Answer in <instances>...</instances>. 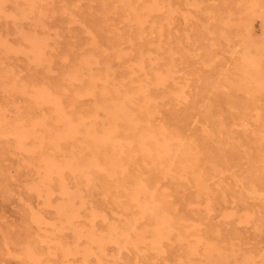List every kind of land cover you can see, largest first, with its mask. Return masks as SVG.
Masks as SVG:
<instances>
[{
	"label": "rangeland",
	"instance_id": "rangeland-1",
	"mask_svg": "<svg viewBox=\"0 0 264 264\" xmlns=\"http://www.w3.org/2000/svg\"><path fill=\"white\" fill-rule=\"evenodd\" d=\"M0 6L1 126L15 122L32 130L26 139L37 141L19 144L0 126V264H32L23 254L30 242L45 264H264V90L248 91L235 67L250 50L264 67V0H3ZM33 35L44 43L40 56L32 50ZM139 86L147 106L128 105L141 127L177 132L190 151L182 167L177 159L168 166L139 154L127 140L130 125L106 120L113 101ZM39 87L56 103L32 99ZM58 111L73 122L80 118L74 124L81 133L68 142L54 137L65 125ZM108 125L123 144L125 169L109 179L104 167L85 181L81 165L66 159L91 153L93 131L101 135ZM86 131L90 138L80 142ZM53 141H63L56 146L65 152L76 149V156L67 152L74 159ZM47 157L69 167L63 163L57 177L62 169H46ZM133 179L152 185L169 206L174 228L160 232L140 217L125 195ZM65 187L77 196L72 223L58 212L74 197ZM132 219L139 225L128 244L116 242L111 227L125 228ZM89 232L102 240L91 242Z\"/></svg>",
	"mask_w": 264,
	"mask_h": 264
},
{
	"label": "bare ground",
	"instance_id": "bare-ground-1",
	"mask_svg": "<svg viewBox=\"0 0 264 264\" xmlns=\"http://www.w3.org/2000/svg\"><path fill=\"white\" fill-rule=\"evenodd\" d=\"M35 1V0H34ZM2 2H3V0H0V3L2 4ZM79 2V1H78ZM106 2V1H105ZM113 2H115V1H113ZM160 3V2H159ZM30 5V6H29ZM105 5V4H104ZM103 5V6H104ZM21 6V5H20ZM28 6L29 7H32L33 6V4H28ZM122 6V5H121ZM127 6V5H126ZM1 7V6H0ZM124 7V6H123ZM64 9V8H63ZM114 9H115V6H114ZM127 9L129 10V8L127 7ZM30 10V9H29ZM93 10V9H92ZM150 10H152V9H150ZM36 13V12H35ZM16 14V13H15ZM116 14V13H115ZM41 15V14H40ZM16 16V15H15ZM39 18V17H38ZM41 18V17H40ZM118 18V17H117ZM123 18V17H122ZM112 19V18H111ZM42 20V19H41ZM134 22H135V20H134ZM13 24V23H12ZM82 24V23H81ZM14 25V24H13ZM43 26V25H42ZM113 26V25H112ZM141 26V25H140ZM28 27V26H27ZM47 27V26H46ZM45 27V28H46ZM7 28V27H6ZM42 28V27H41ZM19 30H20V28H19ZM18 30V31H19ZM161 30V29H160ZM48 31V30H47ZM25 32V31H24ZM45 33V32H44ZM17 34V33H16ZM45 35V34H44ZM2 36V35H1ZM35 35H33V37L32 38H30V41H31V43H32V46H33V49L32 50H34L35 51V53L37 54V55H39L40 56V54H41V52L44 50V48H43V46H42V44H44V43H40V42H42V40H41V38H37V36H35ZM6 37V36H5ZM4 37V38H5ZM43 37V36H42ZM2 38V37H1ZM47 39V38H46ZM40 42H39V41ZM9 42V41H8ZM2 43V42H1ZM10 43V42H9ZM47 44V43H46ZM167 45V44H166ZM253 45V44H252ZM238 46V45H237ZM246 46V45H245ZM5 47V46H4ZM243 47H244V45H243ZM242 47V49L243 50H245L244 48ZM7 48H9V47H7ZM20 48V47H19ZM248 48H250V46L248 45ZM6 49V48H5ZM257 50V49H256ZM8 51V50H7ZM252 50H250L249 52H245L244 53V55H243V53H242V58L240 57V59H239V61L237 62V64L235 65V67L237 66V69H238V71H239V73H240V80H241V82L245 85V87L247 88V90L248 91H250V92H254V91H258L257 93H260V90L262 91V90H264V67H260V66H262V65H260L259 64V61L257 60V59H255V57H253V55L250 53ZM17 52V51H16ZM238 52V51H237ZM32 53V52H31ZM85 53V52H84ZM253 53V52H252ZM90 54V53H89ZM238 54V53H237ZM256 54H257V52H256ZM82 56V55H81ZM80 56V57H81ZM89 56V55H88ZM239 56V55H238ZM237 56V57H238ZM43 57V56H42ZM83 57H85V55H83ZM94 57V56H93ZM96 57V56H95ZM6 58V57H5ZM33 58V57H32ZM92 58V57H91ZM78 59V58H77ZM90 59V58H89ZM88 59V60H89ZM237 59V58H236ZM4 60V59H3ZM43 60V59H42ZM47 60V59H46ZM98 60V59H97ZM6 61V60H5ZM93 61V60H92ZM179 61V60H178ZM41 62V61H40ZM83 62V61H82ZM96 62V61H95ZM90 63H92V62H90ZM34 64H36V63H34ZM34 64H33V66H34ZM41 64V63H40ZM27 65V64H26ZM44 65V64H43ZM96 65V64H95ZM99 65H101V64H99ZM79 66V65H78ZM11 67V66H10ZM46 67V66H45ZM114 67V66H113ZM74 68V67H73ZM105 68V67H104ZM234 68V67H233ZM68 69V68H67ZM114 69V68H113ZM235 69V68H234ZM236 69V70H237ZM19 71V70H18ZM3 72V71H2ZM8 72V71H7ZM12 72V71H11ZM71 72V71H70ZM181 72V71H180ZM66 73V72H65ZM1 74V73H0ZM9 74V73H8ZM13 74V73H12ZM17 74H18V72H17ZM89 74H90V72H89ZM91 74H93V73H91ZM96 74V73H95ZM94 74V75H95ZM102 74V73H101ZM134 74V73H133ZM6 75V74H5ZM14 75V74H13ZM19 75V74H18ZM79 75H81V74H79ZM2 76V75H1ZM78 76V75H77ZM85 76V75H84ZM89 76V75H88ZM129 76L131 77V74H129ZM239 76V75H238ZM5 77H7V76H5ZM4 77V78H5ZM16 77V76H15ZM80 77V76H79ZM8 78V77H7ZM13 78V77H12ZM103 78V77H102ZM146 78V77H145ZM14 79V78H13ZM16 79H18V78H16ZM47 79V78H46ZM76 79V78H75ZM79 79V78H78ZM82 79V78H81ZM94 79V78H93ZM113 79V78H112ZM140 79V78H139ZM3 80V79H2ZM8 80H9V78H8ZM24 80V79H23ZM18 81V80H17ZM20 81V80H19ZM60 81V80H59ZM123 81V80H122ZM152 81V80H151ZM187 81V80H186ZM7 82V81H6ZM106 82V81H105ZM137 81H135V83H136ZM153 82V81H152ZM233 82V81H232ZM240 82V81H239ZM2 83V82H1ZM13 83V82H12ZM23 83V82H22ZM71 83H72V81H71ZM120 83H122V82H120ZM125 83V82H124ZM241 83V84H242ZM14 84V83H13ZM163 84V83H162ZM7 85V84H6ZM39 85H40V83H39ZM140 85V84H139ZM144 85H147V84H144ZM239 85H240V83H239ZM15 86V85H14ZM38 86V85H37ZM42 86V85H41ZM44 86V85H43ZM67 86V85H66ZM122 86H124V85H122ZM242 86V85H241ZM7 87V86H6ZM10 87V86H9ZM29 87V86H28ZM46 87V86H45ZM64 87V86H63ZM74 87V86H73ZM124 87H126V86H124ZM144 87V86H143ZM225 86H223V88H224ZM237 87H238V85H237ZM11 88V87H10ZM13 88V87H12ZM20 88V87H19ZM18 88V89H19ZM43 88V87H42ZM61 88V87H60ZM88 88V87H87ZM15 89H16V87H15ZM39 89H41L40 87H39ZM101 89V88H100ZM119 89V88H118ZM134 89V88H133ZM188 89H189V87H188ZM10 90V89H9ZM48 90V89H47ZM47 90H37V91H35V94H34V96H32V99H33V97L36 99L37 98V100H40V101H47V102H54V103H56V101H55V99H54V97L51 95V93L50 92H48ZM82 90V89H81ZM84 90H85V87H84ZM97 90H98V88H97ZM103 90V89H102ZM17 91V90H16ZM34 91V90H33ZM33 91H32V93H33ZM31 92V91H30ZM90 92V91H89ZM123 92V91H122ZM262 92H264V91H262ZM15 93V92H14ZM56 93V92H55ZM255 93V92H254ZM256 93V94H257ZM16 94H18V93H16ZM20 94V93H19ZM22 94V93H21ZM26 94V93H25ZM150 94V93H149ZM261 94V93H260ZM1 95V94H0ZM55 95V94H54ZM58 95H59V93H58ZM250 95V94H249ZM57 96V95H56ZM110 96V95H109ZM166 96V95H165ZM112 97V96H111ZM122 100H119V99H117V100H114L113 101V103H112V105L110 106V109L111 110H109V107L106 109L107 111L109 110V113H110V116H108V119H106V120H110L111 119V121H109V122H111L112 123V121L114 122L116 119H118V118H121V120L123 119V121L122 122H124V120H125V122L126 123H128L129 125H130V130L129 129H127L129 132H128V134H127V140L129 141V143H131V142H135V144H136V146H137V148L139 149V154H141V153H145V154H149L150 156H152V158H153V161H159V162H161L162 160H164L165 162L164 163H166L168 166H171L173 163H174V161L177 159V161H178V163H179V165L181 164V167H182V165H185L186 163H187V161L190 159V157H189V152L190 151H188V147H187V145L185 144V142H183L181 139H179V138H177V137H179V136H177V132H176V135L175 136H177V137H175L174 135H168L165 131H164V129H162V127H158V128H155V127H151V123L150 124H148V125H144V127L142 126H140L141 124H139V117L136 115V114H134V112H133V109H131V107L128 105V103H130L131 104V102H133L132 104H134V103H136L135 105H137L138 106V109L139 108H141V107H143V106H147V104H148V101H149V99H148V101H147V94H146V91L144 90V88H142V87H140L139 86V89L138 90H132V91H127V92H125V93H123L122 94ZM253 97V96H252ZM58 98V97H57ZM113 98V97H112ZM152 98V97H151ZM254 98V97H253ZM31 99V98H30ZM110 99V98H109ZM254 99H252L251 101H253ZM259 100V99H258ZM36 101V100H35ZM153 101V100H152ZM184 101V100H183ZM255 101V100H254ZM256 101H257V99H256ZM262 101V100H261ZM39 102V101H38ZM33 103V102H32ZM58 103V102H57ZM253 103V102H252ZM251 103V104H252ZM259 103V102H258ZM255 103H253V105H254ZM104 105V104H103ZM134 105V106H135ZM176 105V104H175ZM259 105V104H258ZM262 105V104H261ZM4 106V105H3ZM107 106H109V105H107ZM106 106V107H107ZM149 106V105H148ZM186 106V105H185ZM245 106V105H244ZM262 106H264V105H262ZM130 107V108H129ZM251 107H252V105H251ZM259 108H260V106H259ZM141 109H145V108H141ZM193 109V108H192ZM256 109V108H255ZM262 109H264V108H262ZM261 109V110H262ZM140 110V109H139ZM148 111V110H147ZM169 111V110H168ZM245 111V110H244ZM247 111H249V109L247 110ZM255 111V110H254ZM59 112V111H58ZM68 112H70V111H68ZM140 112V111H139ZM60 114H61V112H59ZM58 113V114H59ZM66 113V112H65ZM105 113V112H104ZM107 113V112H106ZM105 113V114H106ZM136 113V112H135ZM257 113V112H256ZM47 114H48V112H47ZM59 114V115H60ZM142 114V113H141ZM153 114V113H152ZM65 115H67V114H65ZM107 115H108V113H107ZM145 115V114H144ZM261 115V114H260ZM51 116V115H50ZM84 116V115H83ZM142 116H143V114H142ZM146 116H148V114L146 115ZM256 116V115H255ZM56 117H60V119L65 123V125H63V131L62 130H60V132H62V134L61 133H59V131H57L56 133V135H54V137L56 138V139H63L62 137H63V135H64V137H65V139L64 140H66V137H68L67 139H70L71 137V135L70 134H72V133H74L75 132V134H76V132H79V133H81V131H78V129L80 130V126H79V128L77 127L76 128V125L79 123L78 122V120L80 119H78V120H76V119H74V120H76L77 121V124H74V122L76 123V121H74L73 122V120L71 119V118H68L67 116H62V114L60 115V116H58V115H56ZM84 117H86V116H84ZM101 117H102V115H101ZM109 117H111V118H109ZM53 118V117H52ZM82 118V117H81ZM71 119V120H70ZM145 119H147V122H148V118H145ZM143 120V121H145L144 123L146 124V120ZM11 120V119H10ZM57 120H59V119H57ZM60 120V121H61ZM119 120V119H118ZM246 120V119H245ZM2 120L0 119V122H1ZM17 121V120H16ZM72 121V122H71ZM142 121V120H141ZM219 121V120H218ZM231 121V120H230ZM262 121H264V120H262ZM8 122V121H7ZM20 122V121H19ZM81 122V121H80ZM83 122V121H82ZM91 122V121H90ZM116 122V121H115ZM244 122V121H243ZM9 123V125H7V127L6 126H1L2 125V122H1V124H0V126H1V128L2 129H5V127L7 128V129H10L11 131H12V133H14L17 137H18V140H19V144H23V143H25L26 144V142H23V140H25L26 138L25 137H28V135H29V133L28 132H31L32 130H29V129H27V130H29V131H27V132H25L24 130H23V126L22 125H19V124H17V123H15V122H8ZM34 123V122H33ZM110 123V126H112L113 125V123L111 124ZM249 123V122H248ZM21 124V123H20ZM30 124V123H29ZM74 124V125H73ZM95 124V123H94ZM107 124H109L108 123V121H107ZM127 124V125H128ZM161 124V123H160ZM203 124V123H202ZM36 125V124H35ZM58 125V124H57ZM85 125V124H84ZM115 125V124H114ZM241 125H243V124H241ZM245 125V124H244ZM247 125V124H246ZM245 125V126H246ZM109 126V125H108ZM108 126H106V128L107 129H104V131H103V133L100 135V133H95V131H93V133H92V135H99V136H95V137H92V138H90V136L87 138V136L89 135V132H85L84 133V136H86V138L85 137H83L84 139L83 140H80V142H82V141H85L86 139L88 140L89 138H90V140H91V143H87V144H89V145H87L89 148H90V151H89V149H87L89 152H91V153H88L87 152V150H86V153H88V154H86V153H82V155L83 154H86V157H82L81 158V156H79L78 155V157L77 158H81V160H79L78 159V161H77V159H74V157H72V156H70V154L72 153V152H74V151H76V145L75 146H73V148L75 149L74 151H72V150H70L69 151V148L68 147H66V148H68V149H66V150H68V151H66L65 152V147L62 149V148H59L58 146H60V143L61 144H63V141H59L60 143H58L57 144V142H56V144L58 145V146H56V144H55V138H54V140L55 141H53L54 142V147H56L57 149L59 148V152L61 153L63 150V153L62 154H64V153H66V154H64L65 156H70V157H72V159H74V160H68V158L65 160L64 158H65V156L64 155H60V153H59V156H61V157H64L63 159L66 161V163H67V165H70L72 162H74L75 160H76V163L78 162L80 165H81V167H78V169L80 168L81 170H80V172L79 173H81V171L83 170V172H82V174H84L85 175V181H86V179L87 178H89L90 177V175H93L94 174V171L96 170V172L99 170V169H101V168H106V170L108 169V171H107V174L106 173H101L102 175H106L105 177L106 178H108L109 177V179H110V177L111 176H114L116 173H117V171L119 170V171H121V170H124L125 168V166H126V164H123V162H124V160H123V158H122V151H123V149L122 148H124L123 147V144H122V142H121V144H119V141H118V136H117V134H116V132H115V130H113V127H110L109 126V128H108ZM146 126V127H145ZM23 127V128H22ZM48 127V126H47ZM138 127H140V129L138 130L137 128ZM62 128V127H61ZM64 128H65V130H64ZM87 128V127H86ZM85 128V129H86ZM111 128V129H110ZM167 128H168V125H167ZM76 129H77V131H76ZM95 129V128H94ZM1 130V129H0ZM6 131V130H5ZM65 131V132H64ZM169 131H170V129H169ZM226 131V130H225ZM244 131V130H243ZM32 133V132H31ZM36 133V132H35ZM64 133V134H63ZM86 133H88V134H86ZM91 133V132H90ZM34 134V133H33ZM180 133H178V135H179ZM258 134V133H257ZM31 135V134H30ZM193 135V134H192ZM31 136H33V137H35L36 138V136H34V135H31ZM61 136V137H60ZM77 136V135H76ZM121 136V135H120ZM126 136V135H125ZM32 137V138H33ZM82 137V136H81ZM124 137V136H123ZM259 137V136H258ZM31 137L30 138H27V139H31L32 141H33V139H35V138H33L32 139ZM38 138H39V136H38ZM77 138V137H76ZM126 138V137H125ZM125 138H123V139H125ZM26 139V140H27ZM77 139H79V136H78V138ZM82 139V138H81ZM262 139V138H261ZM260 139V140H261ZM89 140V141H90ZM254 140V139H253ZM73 141V140H72ZM34 143H36L35 141H33ZM66 142H68L67 140H66ZM77 142V141H76ZM75 142V143H76ZM87 142V141H86ZM126 142V141H125ZM187 142V141H186ZM189 142V141H188ZM252 142V141H251ZM78 143V142H77ZM242 143V142H241ZM48 144V143H47ZM81 144V143H80ZM64 145V144H63ZM83 145L85 146L86 144L85 143H83ZM224 145V144H223ZM72 146V145H71ZM87 146H86V148H87ZM127 146H128V144H127ZM33 147V146H32ZM63 147V146H62ZM131 147H133V145L131 146ZM22 148V147H21ZM55 148V149H56ZM78 148H79V145H78ZM78 148H77V150H78ZM62 149V150H61ZM80 149V148H79ZM85 151V148H82V150L80 149L79 151ZM35 151V150H34ZM72 151V152H71ZM127 151V150H126ZM129 151H131V150H129ZM128 151V152H129ZM133 151H135L134 149H133ZM132 151V153H134ZM67 152H71L69 155H67ZM78 152V151H77ZM122 152V153H121ZM128 152H127V154H128ZM138 152V151H137ZM141 152V153H140ZM130 153V152H129ZM77 154V153H76ZM76 154H75V152H74V154L73 155H75L76 156ZM78 154H79V152H78ZM43 156V155H42ZM45 156V155H44ZM83 156H85V155H83ZM33 157V156H32ZM51 157V156H50ZM49 157V158H50ZM61 157H59V158H55V159H60V160H63V159H61ZM69 157V159H71ZM131 157V156H130ZM192 157V156H191ZM42 158H44V157H42ZM41 158V159H42ZM53 158V157H52ZM126 158H127V156H126ZM152 158H150L151 160H152ZM149 159V158H148ZM192 159V158H191ZM40 160V159H39ZM65 161H60V162H62V165H64L65 164ZM194 161V160H193ZM192 161V162H193ZM145 162V161H144ZM40 163H42L41 161H40ZM64 163V164H63ZM77 163V164H78ZM44 164V163H43ZM147 164H149V162L147 163ZM58 165H60V163L58 162V163H56L55 161H53V160H49L48 159V157H47V160H46V169H47V167L51 170V169H55V170H53V172L54 171H56V169H58L59 167H61V166H58ZM66 165V164H65ZM66 165V167H69V166H67ZM82 167H83V169H82ZM61 169H62V167H61ZM69 169L70 168H67V171H69ZM72 170H71V172L70 173H72L73 171H76V168L75 169H73V167L71 168ZM168 169V168H167ZM180 169H182V168H180ZM202 169V168H201ZM183 170V169H182ZM45 171V170H44ZM58 171V170H57ZM60 171V170H59ZM59 171H58V174H59ZM62 171H64L63 169L60 171V174L58 175L57 174V177H59L60 175H62L61 174V172ZM101 171H104L103 169H101ZM195 171V170H194ZM48 172V171H47ZM137 172V171H136ZM55 173V172H54ZM53 173V174H54ZM76 173V172H75ZM74 173V174H75ZM131 173V172H130ZM183 173V172H182ZM194 173V172H193ZM41 174V173H40ZM48 174V173H47ZM52 174V175H53ZM73 173H72V175H74ZM81 174V175H82ZM126 174V173H125ZM132 174V173H131ZM146 174V173H145ZM55 175V174H54ZM80 175V174H79ZM80 175V176H81ZM163 175V174H162ZM218 175V174H217ZM65 176V175H64ZM77 176H78V172H77ZM83 176V175H82ZM137 176V175H136ZM52 177V176H51ZM72 177V176H71ZM95 177H96V175H95ZM94 177V178H95ZM132 177V176H131ZM139 177H140V175H139ZM138 177V178H139ZM192 177V176H191ZM46 178H48V177H46ZM61 178V177H60ZM65 178H67V177H65ZM93 178V179H94ZM98 177H96V179H97ZM210 178V177H209ZM225 178V177H224ZM62 179V178H61ZM60 179V181H62ZM73 179H74V177H73ZM81 179H83V177L81 178ZM91 180V181H94V180ZM188 179V178H187ZM59 180V179H58ZM77 180H78V185L81 183L82 184V181H80V183H79V178L77 177ZM89 180V179H88ZM104 179H101L100 181L101 182H103V183H106V182H104L103 181ZM134 180V179H133ZM44 181V180H43ZM64 181H65V179H64ZM90 181V182H91ZM99 181V182H100ZM134 181H136V180H134ZM88 182V181H87ZM119 182V181H118ZM117 182V183H118ZM148 182H150V181H148ZM157 182V181H156ZM189 182V181H188ZM50 183V182H49ZM59 183V182H58ZM66 183V182H65ZM74 183V182H73ZM84 183V182H83ZM120 183V182H119ZM134 183V182H133ZM151 183V182H150ZM149 183V184H150ZM154 183H155V181H154ZM158 183V182H157ZM202 183V182H201ZM61 184H63V183H61L60 182V185H58L59 187H61V186H63L64 187V185H61ZM67 185H65L66 187L68 186V183H66ZM87 184V183H86ZM151 184H153V182L151 183ZM156 184V183H155ZM75 185V184H74ZM91 186V184L89 183L88 184V187H90ZM101 185V184H100ZM102 185H105L106 186V184H102ZM101 185V186H102ZM107 185H109V184H107ZM114 185V184H113ZM118 185V184H117ZM122 185V184H121ZM120 185V186H121ZM73 186V185H72ZM80 186V185H79ZM119 186V188L117 189V190H119L121 187ZM151 186L152 185H148V183H146V181L144 180H142V179H140V180H138L137 179V181H136V183H135V185L133 186L132 185V187L130 186V188L128 189L129 191H127V192H125V195H127L128 196V198H127V200L130 202L131 201V203H133L132 205H134L136 208H135V210L139 213V215H141L140 217H142V216H144V217H146L148 220H149V222L151 223V225L154 227V228H156L157 230H159L160 232H161V230H164V231H168V230H170V229H172V228H174V225H175V221L176 220H174V217H173V214H172V212L170 211V208H169V206H167L166 204H165V202L160 198V196H159V194L156 192V190L154 191V190H152V188H151ZM155 186L156 185H154V188H155ZM157 186H159V185H157ZM65 187V188H66ZM86 189H87V187L86 186H84ZM122 187H124V186H122ZM80 188V187H79ZM117 188V187H116ZM132 188V189H131ZM61 189H63V188H61ZM67 189H69V190H71L70 189V187L69 188H66V191H67ZM77 189V188H76ZM82 189V188H81ZM158 189H159V187H158ZM73 190V189H72ZM71 190V191H72ZM160 190H161V188H160ZM64 191V190H63ZM71 191H69L70 193V195L71 194H74V197L73 196H69L70 198L68 199V201H66V203L64 202V204H61L59 207H58V212L61 214V215H63L64 217H65V220H66V222H68V223H72L73 222V218L74 217H76L77 215H78V210H77V206L75 207V202H74V200H76V195H75V193L72 191V193H71ZM78 191V190H77ZM103 191V190H102ZM114 191V190H113ZM68 192V191H67ZM159 192H161V191H159ZM79 193V192H78ZM119 193V192H118ZM260 193V192H259ZM258 193V194H259ZM262 193V192H261ZM65 194V193H64ZM63 194V195H64ZM81 194V193H80ZM116 194V193H115ZM252 194V193H251ZM79 195V194H78ZM100 196V195H99ZM121 196H123V195H121ZM66 197V196H65ZM78 197H80V196H78ZM64 198V197H63ZM75 198V199H74ZM81 198L82 197H80V201H82L81 200ZM74 199V200H73ZM110 199V198H109ZM78 200H79V198H78ZM120 201H122V200H120ZM170 201V200H169ZM189 202V201H188ZM79 203V202H78ZM125 203H127V201L125 202ZM110 204V203H109ZM128 204H130V203H128ZM174 211V210H173ZM136 212V213H137ZM99 214V213H98ZM95 215H97V213L95 214ZM101 215V214H100ZM103 217V216H102ZM120 217V216H119ZM139 217V218H140ZM145 218V219H146ZM144 219V220H145ZM109 220V219H108ZM133 220V219H132ZM134 221V220H133ZM114 222V221H113ZM179 222V221H178ZM112 224V223H111ZM110 224V225H111ZM126 224V226H125V228H121V227H119V226H112L111 227V229H110V233L116 238V242H118V243H120V242H122V241H124V242H126L127 243V241H128V237H130V235H132L131 233H130V231L131 230H133L134 228H136V226L137 225H139V224H137L136 225V221H134V222H129L128 224L127 223H125ZM184 224V223H183ZM122 225V224H121ZM184 225H186V224H184ZM62 226V225H61ZM53 227V226H52ZM179 227V226H178ZM150 229V228H149ZM109 230V229H108ZM41 231V230H40ZM55 232V231H54ZM134 232V231H133ZM188 232H189V230H188ZM41 233V232H40ZM166 233V232H165ZM177 233V232H176ZM110 234V235H111ZM152 234V233H151ZM84 235H86V234H84ZM96 235V234H95ZM56 236V235H55ZM109 236V235H108ZM138 236V235H137ZM160 236V235H159ZM87 237H88V239L91 241V242H94V241H101L102 239L101 238H95V236H94V234L93 233H87ZM97 237V236H96ZM110 238V237H109ZM142 238H144V234L142 235V234H140V239H142ZM139 239V240H140ZM33 240V239H32ZM37 240H39L38 238H37ZM151 240H152V238H151ZM36 241V240H35ZM40 241V240H39ZM40 244V243H39ZM128 244V243H127ZM132 245V244H131ZM160 245V244H159ZM41 246V245H40ZM39 246V247H40ZM69 249V248H68ZM125 249V248H124ZM41 251V250H40ZM19 252V251H18ZM23 254H24V257H26L32 264H45L44 262V258H43V254H42V252H39V250H37L36 248H35V246L33 245V244H31V242L30 243H28L25 247H24V250H23ZM88 254V253H87ZM119 254V253H118ZM203 256V255H202ZM201 256V257H202ZM118 257V256H117ZM221 258V257H220ZM222 259V258H221ZM212 262V261H211ZM238 264V263H237ZM251 264V263H250Z\"/></svg>",
	"mask_w": 264,
	"mask_h": 264
}]
</instances>
